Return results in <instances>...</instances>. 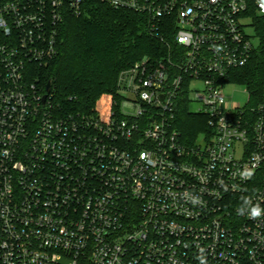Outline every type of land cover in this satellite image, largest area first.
<instances>
[{
    "label": "built area",
    "instance_id": "built-area-1",
    "mask_svg": "<svg viewBox=\"0 0 264 264\" xmlns=\"http://www.w3.org/2000/svg\"><path fill=\"white\" fill-rule=\"evenodd\" d=\"M92 2L165 44L118 72L104 115L38 77ZM263 20L264 0H0V264H264V87L224 91Z\"/></svg>",
    "mask_w": 264,
    "mask_h": 264
},
{
    "label": "trees",
    "instance_id": "trees-1",
    "mask_svg": "<svg viewBox=\"0 0 264 264\" xmlns=\"http://www.w3.org/2000/svg\"><path fill=\"white\" fill-rule=\"evenodd\" d=\"M255 25L259 47L249 62L236 71L235 82L260 91L264 87V20ZM165 44L148 30L145 18L132 11L90 3L80 15H67L60 26L57 52L39 68L42 90L55 106L104 115L113 109L118 72L144 55L157 56ZM189 140L198 138L203 117L185 112Z\"/></svg>",
    "mask_w": 264,
    "mask_h": 264
},
{
    "label": "rangeland",
    "instance_id": "rangeland-1",
    "mask_svg": "<svg viewBox=\"0 0 264 264\" xmlns=\"http://www.w3.org/2000/svg\"><path fill=\"white\" fill-rule=\"evenodd\" d=\"M245 32L249 35H254L255 33L253 28L250 26H245ZM252 39H253V43L257 44L256 38L253 37ZM195 85L200 86L199 83ZM115 87H116V80H115ZM224 91H225L226 99L229 101H232L233 103L244 104L247 100V94L244 91V85L227 83L224 86ZM125 97L131 98L130 94H125ZM263 98H264V95H263ZM189 108L191 110H195L197 108V105L193 103L189 106ZM64 263H68V261H65Z\"/></svg>",
    "mask_w": 264,
    "mask_h": 264
},
{
    "label": "water",
    "instance_id": "water-1",
    "mask_svg": "<svg viewBox=\"0 0 264 264\" xmlns=\"http://www.w3.org/2000/svg\"><path fill=\"white\" fill-rule=\"evenodd\" d=\"M49 89H50V83L48 82V83L46 84V93L49 92ZM45 97H46V94L43 96V99H45Z\"/></svg>",
    "mask_w": 264,
    "mask_h": 264
},
{
    "label": "clouds",
    "instance_id": "clouds-1",
    "mask_svg": "<svg viewBox=\"0 0 264 264\" xmlns=\"http://www.w3.org/2000/svg\"><path fill=\"white\" fill-rule=\"evenodd\" d=\"M256 214H259V212L257 211ZM201 264H206V262L203 260V258H201Z\"/></svg>",
    "mask_w": 264,
    "mask_h": 264
}]
</instances>
